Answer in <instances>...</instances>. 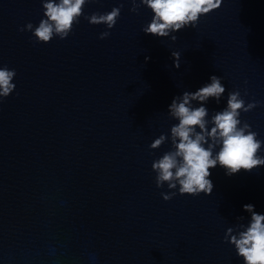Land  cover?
<instances>
[{"label":"water","instance_id":"water-1","mask_svg":"<svg viewBox=\"0 0 264 264\" xmlns=\"http://www.w3.org/2000/svg\"><path fill=\"white\" fill-rule=\"evenodd\" d=\"M121 4L112 29L81 16L45 44L19 31L44 18L42 0H0V67L16 72L0 103V264H244L224 236L250 222L245 204L264 214V166L231 177L217 166L199 196L157 188L151 166L172 150L173 98L212 75L226 91L205 105L208 119L238 89L261 101L240 119L264 141V0H222L163 38L142 32L153 13L131 12V0H92L84 14Z\"/></svg>","mask_w":264,"mask_h":264},{"label":"clouds","instance_id":"clouds-1","mask_svg":"<svg viewBox=\"0 0 264 264\" xmlns=\"http://www.w3.org/2000/svg\"><path fill=\"white\" fill-rule=\"evenodd\" d=\"M89 2L92 0H42L44 18L38 26L28 23L19 31H30L36 43L46 44L54 37L64 40L79 23L81 16L92 25L104 24L112 29L120 17L123 4L113 7L110 12L92 13L89 16L84 14V7ZM131 4V12L138 13L143 5L153 13L151 22L142 28V32L163 38L188 27L195 28L201 16L220 8L222 0H131ZM110 34L104 31L99 39H106ZM177 38L171 35L173 42ZM171 56L174 67L179 69L180 53L174 51ZM148 59L145 57L146 61ZM15 76L14 69L0 67V103L14 91ZM225 91L222 78L212 75L210 82L198 90L184 91L173 98L168 114L178 123L170 129L172 150L165 152L151 166L156 173L157 188L167 184L170 190L178 187L180 195H210L214 188L210 179L211 169L220 166L231 177L241 170L251 172L264 166V156L260 155L264 141L257 138L258 133L252 130L249 123H242L240 119L242 112L252 111L261 101L253 100L246 104L240 90H233L228 93L226 108L214 112L208 119L209 110L205 105L210 98L219 104ZM244 94L247 95L246 90ZM194 101L199 106L194 107ZM209 124L212 125L210 130ZM168 139V136L161 134L149 147L157 149ZM175 195L176 191L161 193L165 201ZM243 210L250 214V222L247 226L238 223L235 227L227 228L224 241L234 246L244 264H264V214L256 212L252 204H245ZM243 219L237 217L238 221Z\"/></svg>","mask_w":264,"mask_h":264}]
</instances>
